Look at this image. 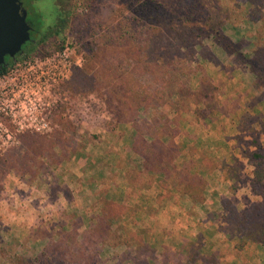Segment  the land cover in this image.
Wrapping results in <instances>:
<instances>
[{
    "label": "rangeland",
    "instance_id": "374dc122",
    "mask_svg": "<svg viewBox=\"0 0 264 264\" xmlns=\"http://www.w3.org/2000/svg\"><path fill=\"white\" fill-rule=\"evenodd\" d=\"M168 1L181 13L194 5V0ZM200 1L204 10L219 14L217 33L200 21L191 23V28L181 29L177 21L176 26L169 25L171 14L162 8L163 0H64L60 12L51 0H30L28 4L24 0L27 18L37 33L61 15L63 43L73 47L81 62L71 67L64 83L66 91L60 92L56 129L47 134L18 133L14 147L0 149V159L5 157L0 160V264H142L144 260L132 259L125 247L115 251L111 246L136 238L140 241L146 231L131 229L125 216L116 214V207L109 204L117 202L103 195L109 167L97 166L95 161L103 144L121 148L119 143L126 141L94 132L98 122L119 124V130L126 122L132 139L140 132L147 143L152 140L147 132L154 137L164 127L168 139L187 127L195 133L188 141L196 147H209L210 136H200L214 132L219 135L215 144L221 147L215 148L217 156L200 148L194 155L196 161L186 163L177 155L174 164L193 167L203 176L198 162L203 155V161H212L220 175L213 177L216 182L208 175L204 179L207 193L211 187L218 189L222 201H230L239 213L254 203L264 206V84L253 85L249 66L251 62L264 73V0ZM53 41L52 36L45 38L38 53L59 42L57 38ZM171 57L180 70L175 81L180 82L182 95L160 97ZM148 62L150 67L145 65ZM116 79L130 85L133 96L144 92L148 100L145 108L134 110L129 103L122 107L119 122L102 101L107 93L99 97V90H92L100 86L107 92ZM199 80L211 84L210 101L185 95L187 90L196 93ZM213 159L222 162L215 165ZM135 165L140 168L139 162ZM82 176L85 190L78 185ZM108 209L122 223L109 219ZM215 210L212 208L214 220ZM98 217L109 229L97 242L91 227ZM228 225L230 233H235L233 225ZM151 237L153 242L157 240L154 234L147 240ZM56 241L60 248L53 246ZM47 244L50 251L43 254Z\"/></svg>",
    "mask_w": 264,
    "mask_h": 264
},
{
    "label": "crops",
    "instance_id": "0c3cea01",
    "mask_svg": "<svg viewBox=\"0 0 264 264\" xmlns=\"http://www.w3.org/2000/svg\"><path fill=\"white\" fill-rule=\"evenodd\" d=\"M118 126L119 124L115 125L114 123L104 126L99 122L93 126V130L97 134L103 136L112 134L113 137L126 141L119 143L121 148H116L114 143L112 145L110 142L103 144L102 154L99 153L98 159L95 161L97 166L109 167L105 173L104 183L106 185L102 186L105 189L103 195L124 206L121 217L125 216L129 226H132L131 229L146 231V234L140 241L136 238L121 244H111L115 251L119 246H123L127 251L130 250L132 259L144 260L141 262L142 264L150 261H159L162 264H264V247L259 243L244 240L237 247L238 242L242 239L237 232L230 233L229 227H225L228 222L224 219V211L220 205L224 198L222 199V194L218 189L211 187L207 193L205 187L202 191V200L194 202L187 194L172 186L166 188L162 184L160 174L152 170L141 171L137 167L138 165H135L139 162L140 167L141 158L131 148L132 129L126 125V122L123 123L122 130H119ZM183 129H180L179 133L171 138L177 146L175 156L171 160L172 164H174L177 155H181L182 160L186 163L191 160L196 161L194 155L200 148L209 150L211 155L217 156L218 150L215 148L220 149L221 147L219 143L215 144V140L219 135L216 136L214 132H208L207 135L202 134L200 138L203 139L210 136L208 140L211 146L196 147L193 141H188V137L193 135L195 137V133H190L187 127H183ZM165 140V138H159L161 142H165ZM198 162L200 168L205 165L200 158ZM181 168H186L191 173L195 172L193 167ZM202 170L204 179L207 180L209 176L211 181H218L213 178L220 176L218 169L209 170L205 167ZM134 172H139V180L133 179ZM147 175L150 179L149 182L144 179ZM81 178V184L78 185L85 190L87 183L83 176ZM221 180L220 178L219 181L221 182ZM96 186L93 187L100 188L99 184ZM225 198L231 200V196ZM214 200L216 203L213 204ZM213 205L216 207V220L213 219L212 208H215ZM113 220H116L117 224L122 223L121 220L118 221L119 218ZM232 229L234 230V227ZM151 234H154L157 239L154 242L152 237L151 240H147ZM152 250L154 251L152 252Z\"/></svg>",
    "mask_w": 264,
    "mask_h": 264
},
{
    "label": "trees",
    "instance_id": "16d2710c",
    "mask_svg": "<svg viewBox=\"0 0 264 264\" xmlns=\"http://www.w3.org/2000/svg\"><path fill=\"white\" fill-rule=\"evenodd\" d=\"M162 8L164 10H169L170 17H168V21L170 22L169 25H175L176 21L180 25L181 29H183L185 26L190 27V24H196L198 21L202 22L203 25H206L209 27V30L213 33H217V27L221 24V20L219 18L218 13L210 14L208 11L204 10L201 4L200 0H194V5L191 9H189L186 13H181L176 10V7H170L168 0H163ZM61 20V21H59ZM62 18L59 14L57 16L56 21L53 24H49L45 27V29L37 33V31L33 30L32 24V31H31V38L33 41H36L35 44L31 42V45L34 46H41L43 40L47 38L48 36L53 37V42L55 43V39L57 38L59 40L58 43L54 44V47L50 50L45 49L40 54L48 53L51 50H54L56 48H59L63 44V35L61 34V28H62ZM176 26V25H175ZM48 33V34H46ZM170 62L168 63L169 66H166L167 73L164 74V78L162 79L163 82V88L161 89V94H159L160 97L166 96L169 98V96H175V97H181L182 92L180 91V82L175 81L177 75H179V72L175 69L176 64V58L171 57ZM93 61L96 63L98 62V57L96 55H93ZM147 67L151 66V63L145 64ZM249 66L251 68V72L254 74V80L253 85L256 87L258 84L262 83L264 84V73L260 72V70L254 68V65L249 62ZM148 70V69H147ZM180 71V70H179ZM149 72V70H148ZM171 75V77H169ZM174 79V80H173ZM117 81L112 82L110 84V87L108 85L107 92L104 87H94L93 92H97V95L100 97L105 96L107 93L106 99H102V101L107 105L108 112H111L113 115H115L117 121H120V109L122 107H125L128 103L135 108L134 110H137L138 108H145L147 106L148 100L146 99V95H142L143 93H138V95L133 96L130 89V85H124L122 84L119 79H116ZM161 80V79H160ZM173 80V81H172ZM66 80L59 83L57 92L58 96L63 92L66 91L65 84ZM122 85V86H120ZM173 86V87H172ZM187 88V87H186ZM212 87L210 83H203L199 80V86L196 89V93L188 92V90L185 92V95L196 97V100L203 98L205 101H210V95L209 92L211 91ZM82 90V89H81ZM61 92V93H60ZM103 92V93H101ZM137 92V91H136ZM132 96H131V95ZM61 101L60 99L56 101L53 106L51 107V124H52V130L56 129L53 128L56 126V119H58V111L57 108H59L58 102ZM158 102V100H157ZM178 110H176V113ZM135 112V111H134ZM164 127H160L158 134L153 137V133L147 132L146 134L151 137L150 143H147L143 137V134L135 133L133 139H132V145L131 148L133 152L138 153L141 161H140V170L141 171H148L152 170L155 171V173H158L162 177V184L166 188L168 186H172L174 189L181 191L189 196V198L192 201H200L202 200V191L204 189V177L198 173V172H189L186 168H177L174 164H172L171 160L173 158L174 152H176L177 146L172 141V134L168 135V139L165 140V142L159 141V138H164L166 136V131L163 130ZM57 131V130H55ZM148 131V130H147ZM137 132V130H136ZM23 134H36L32 132H22ZM159 136V138L157 137ZM172 150L171 153H167L168 150ZM253 154L252 156H254ZM5 159V157L3 158ZM2 158L0 160L4 161ZM206 159L205 156L201 155V160ZM211 160V159H210ZM216 160V159H215ZM213 159V164H221L222 161L216 162ZM205 163V162H204ZM219 166V165H218ZM203 169L205 167L209 170L213 168H218L216 166L212 165V161L205 165L201 166ZM146 171V172H147ZM143 173V172H142ZM134 178L139 180V172H134ZM149 178L147 179V182H149ZM110 206L116 207L118 210V215L123 214L124 212V206L120 204H112L109 203ZM222 208L224 211V218L226 221L231 223L234 227V230L237 232L239 237L242 239L240 242H238L237 247L240 246L244 240L254 241L259 243L261 246L264 247V206L260 203H254L251 205V207L248 210L241 211L240 213L236 211L234 206L230 203V201L225 200L222 201ZM112 207L111 210H112ZM101 215L104 214V207L102 206L100 208ZM107 214H109L108 218L113 220L116 218L114 214H112V211L108 209ZM71 230V233H74V229L72 225L69 223ZM105 226V227H104ZM62 227V225H61ZM105 228V229H104ZM109 226L104 225L102 221L99 220V217L94 219V222L92 224L91 230L93 231L92 234H95V238L97 239V242L100 240V235L104 232V230L108 231ZM73 231V232H72ZM97 236V237H96ZM94 239V236H93ZM51 244V243H49ZM114 244V243H112ZM50 245H45L43 251V254L50 251ZM54 247H58L57 241L53 243ZM57 256V255H55ZM46 258V257H45Z\"/></svg>",
    "mask_w": 264,
    "mask_h": 264
},
{
    "label": "built area",
    "instance_id": "2783aa9c",
    "mask_svg": "<svg viewBox=\"0 0 264 264\" xmlns=\"http://www.w3.org/2000/svg\"><path fill=\"white\" fill-rule=\"evenodd\" d=\"M80 62L81 57L65 42L44 55L31 57L17 79L0 89V149L12 142L14 132L47 134L52 130L51 107L60 99L58 85Z\"/></svg>",
    "mask_w": 264,
    "mask_h": 264
},
{
    "label": "water",
    "instance_id": "95a60500",
    "mask_svg": "<svg viewBox=\"0 0 264 264\" xmlns=\"http://www.w3.org/2000/svg\"><path fill=\"white\" fill-rule=\"evenodd\" d=\"M25 15L20 0H0V62L4 55L17 52L28 39Z\"/></svg>",
    "mask_w": 264,
    "mask_h": 264
},
{
    "label": "flooded vegetation",
    "instance_id": "af4514ba",
    "mask_svg": "<svg viewBox=\"0 0 264 264\" xmlns=\"http://www.w3.org/2000/svg\"><path fill=\"white\" fill-rule=\"evenodd\" d=\"M21 1V5L22 7L25 9L26 11V15H25V21L26 24L29 26V30H28V39L26 41H24L21 45L20 48L17 52H15L12 56L9 55H4L2 61L0 62V89L8 84L11 80L15 81L19 75L20 72H22L25 67H24V63L31 59V57L36 56V55H44V54H40L38 53L40 51L38 46H34L33 44L31 45V42H33L35 44L36 41H33L31 38V31H32V27H31V21L28 20V16H27V10L26 7L24 6V0H20ZM52 1V5L56 8L57 12H60V1H64V0H51ZM30 2V0H27V4ZM38 49V50H37ZM19 138V134L18 133H12L11 135V139L12 142L10 141L8 143V146H6L3 149H8L11 147H14V143H16L18 141Z\"/></svg>",
    "mask_w": 264,
    "mask_h": 264
}]
</instances>
